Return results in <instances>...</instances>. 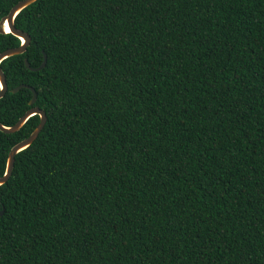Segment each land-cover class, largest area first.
Returning a JSON list of instances; mask_svg holds the SVG:
<instances>
[{
  "label": "trees",
  "instance_id": "trees-1",
  "mask_svg": "<svg viewBox=\"0 0 264 264\" xmlns=\"http://www.w3.org/2000/svg\"><path fill=\"white\" fill-rule=\"evenodd\" d=\"M13 26L0 124L45 123L0 185V264H264V0H36ZM38 120L0 132V176Z\"/></svg>",
  "mask_w": 264,
  "mask_h": 264
},
{
  "label": "water",
  "instance_id": "water-1",
  "mask_svg": "<svg viewBox=\"0 0 264 264\" xmlns=\"http://www.w3.org/2000/svg\"><path fill=\"white\" fill-rule=\"evenodd\" d=\"M36 0H20L18 1L14 6H12L8 13L2 17H0V34H8L10 33L12 36L16 37L19 39V45L18 47L14 48H9L0 53V62L3 61L4 59L8 57H12L15 55H21L25 52L26 47L28 46L29 43V36L25 33H23L20 30H17L13 26V19L19 13L22 9L27 7L28 5L32 4ZM6 29V31H5ZM23 64L24 66L29 69L30 71H38L40 70L44 64H45V56L43 55V60L41 64L37 68H30L27 61L23 59ZM25 87L24 85H20L16 88H13L10 90V93H15L17 92L20 88ZM31 91V99L29 101V105H32L35 101L36 94L35 92L28 88ZM6 91V85H5V80L2 74V71L0 69V98L4 95ZM37 115L39 120L38 124L36 127L33 129V131L30 133V135L16 143L14 146H12L7 153L6 161H5V170L2 176H0V185L4 184L6 180L8 179L11 169L13 166V161H14V156L17 152L25 149L28 147L37 137L38 133L41 131L44 123H45V114L42 110H39L38 108H31L27 110L21 117L18 118V120L15 122L14 125L10 127H6L0 124V132L5 133V134H11L19 130V128L23 125V123L31 116ZM2 211H0L1 215Z\"/></svg>",
  "mask_w": 264,
  "mask_h": 264
},
{
  "label": "bare ground",
  "instance_id": "bare-ground-1",
  "mask_svg": "<svg viewBox=\"0 0 264 264\" xmlns=\"http://www.w3.org/2000/svg\"><path fill=\"white\" fill-rule=\"evenodd\" d=\"M5 31H6V29H5Z\"/></svg>",
  "mask_w": 264,
  "mask_h": 264
}]
</instances>
